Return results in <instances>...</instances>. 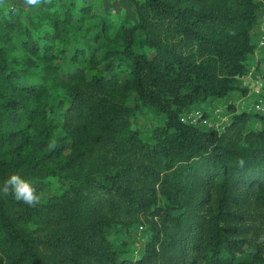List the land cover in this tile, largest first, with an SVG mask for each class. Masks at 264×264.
Instances as JSON below:
<instances>
[{
  "label": "trees",
  "instance_id": "trees-1",
  "mask_svg": "<svg viewBox=\"0 0 264 264\" xmlns=\"http://www.w3.org/2000/svg\"><path fill=\"white\" fill-rule=\"evenodd\" d=\"M49 7L72 31L82 29L74 28L71 0ZM262 7L258 0H142L136 23L97 17L93 33H70L65 43L78 63L98 52L105 67L76 71L66 98L53 96L56 107L42 106L45 87L28 85L9 65L17 47L43 61L50 50L25 23V8L0 6V22L17 32L0 46V264H264L241 238L245 205L264 203V113L255 129L247 112L234 113L223 131L181 120L236 89L256 49ZM51 20L46 38L55 41L61 26ZM19 87L25 95L11 98ZM144 112L164 116L151 141L133 128ZM22 120V129L1 130ZM13 173L31 181L40 199L49 177L70 186L29 206L3 190ZM143 223L153 229L144 255L124 259L107 230Z\"/></svg>",
  "mask_w": 264,
  "mask_h": 264
},
{
  "label": "rangeland",
  "instance_id": "rangeland-1",
  "mask_svg": "<svg viewBox=\"0 0 264 264\" xmlns=\"http://www.w3.org/2000/svg\"><path fill=\"white\" fill-rule=\"evenodd\" d=\"M74 3L72 11V19H74V28L78 25L82 27L81 30L75 29L72 31L71 21H63L60 18L59 10L57 8L49 7V4H58L59 0H0V6L4 9H11L13 7H23L28 11V16H24L25 23L28 26L37 28L35 36L43 38L41 45H45L50 50V54L46 60H41L40 57L32 55L29 51L22 47H17L10 53L9 65L19 71L26 79L28 85H43L48 91V95H44L40 103L44 106L46 103L57 102L52 100L53 96L59 94L64 99L67 91L65 83L66 80L74 79V73L83 69L87 75H90L95 70H102L105 61L102 60V55L96 52V57L93 62L88 59L82 58V62L78 63L77 60L71 58V53L67 52L66 47L69 45L65 43L66 38L70 33H75V37L82 39L86 34H91L96 28L93 27V21L97 17L103 15L107 17H114L116 22H121L123 18L130 17L133 22H137L136 4L142 0H71ZM263 4L261 12L258 17V24L254 29V42L256 49L248 59L247 73L240 77L235 84V90L231 91L225 97H214L202 105L194 106L185 111L182 115L186 121H191L198 114H207V119L200 118L198 125L204 129H215L223 131L233 119L234 113L247 112L253 115L250 121V128H258L257 116L263 114L264 108L258 105V95L253 93V85L259 83L262 79L264 82V0H258ZM87 7L85 14L80 10ZM89 17L85 22L79 21L82 17ZM95 17V18H93ZM56 19L60 26V37L53 41L48 39L52 36L51 19ZM16 30L12 25L4 26L0 22V46L3 45L2 36L5 35L12 41L15 40ZM45 37V38H44ZM86 37L84 40H86ZM93 43V42H91ZM151 55L152 52L148 51ZM53 55H57L54 57ZM124 68V66H123ZM255 90V88H254ZM21 88H17L9 93L11 98L13 96L25 95L21 92ZM261 107V108H260ZM145 111V110H144ZM52 117V116H50ZM198 119V118H197ZM207 120V124L203 121ZM26 121L9 122L1 127V130H18L22 129ZM56 123H60L56 122ZM164 123V116H154L144 112L138 115L133 123V128L138 129L141 137L145 141H151L153 131L155 128L162 126ZM65 153H68L66 151ZM47 187L41 193L40 204L45 203L48 199L60 195L69 183L59 180L57 177L47 178ZM244 217L241 219L246 229L241 237L244 240V249L252 251L259 249L264 257V203H256L254 200L245 205ZM108 237L117 245L124 246L125 252L122 257L127 260H138L144 253L145 248L153 236V229L149 223L133 226L129 229L117 228L108 229Z\"/></svg>",
  "mask_w": 264,
  "mask_h": 264
},
{
  "label": "clouds",
  "instance_id": "clouds-1",
  "mask_svg": "<svg viewBox=\"0 0 264 264\" xmlns=\"http://www.w3.org/2000/svg\"><path fill=\"white\" fill-rule=\"evenodd\" d=\"M3 190L5 192L10 191L16 200L23 201L29 206H35L40 200V196L31 181L18 173H13L7 178Z\"/></svg>",
  "mask_w": 264,
  "mask_h": 264
},
{
  "label": "built area",
  "instance_id": "built-area-1",
  "mask_svg": "<svg viewBox=\"0 0 264 264\" xmlns=\"http://www.w3.org/2000/svg\"><path fill=\"white\" fill-rule=\"evenodd\" d=\"M250 88H252L253 90V93L257 94L258 95V99H257V102H258V105H262L264 104V82L262 81V79L259 81V83H257L256 85H253L251 86ZM255 88V90H254ZM264 107V105H262ZM261 108V107H260ZM261 110H264V108H261ZM202 114H198L195 118H193L191 121H186V118L185 117H181V120L184 122V123H189V124H193V125H197L198 124V120L200 118H202ZM198 118V119H197ZM207 120H204L203 123L204 124H207L206 123ZM225 129V128H224ZM223 129V130H224Z\"/></svg>",
  "mask_w": 264,
  "mask_h": 264
}]
</instances>
